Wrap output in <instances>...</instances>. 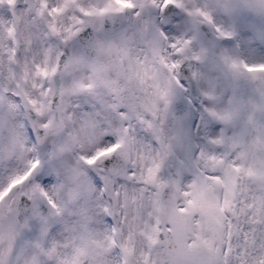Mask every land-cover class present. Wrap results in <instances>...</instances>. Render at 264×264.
<instances>
[{
  "label": "snow or ice",
  "instance_id": "6c2138e0",
  "mask_svg": "<svg viewBox=\"0 0 264 264\" xmlns=\"http://www.w3.org/2000/svg\"><path fill=\"white\" fill-rule=\"evenodd\" d=\"M0 264H264V0H0Z\"/></svg>",
  "mask_w": 264,
  "mask_h": 264
}]
</instances>
